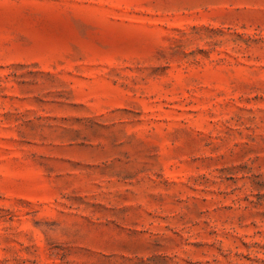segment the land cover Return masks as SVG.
<instances>
[{"label":"rangeland","instance_id":"1","mask_svg":"<svg viewBox=\"0 0 264 264\" xmlns=\"http://www.w3.org/2000/svg\"><path fill=\"white\" fill-rule=\"evenodd\" d=\"M0 264H264V0H0Z\"/></svg>","mask_w":264,"mask_h":264}]
</instances>
